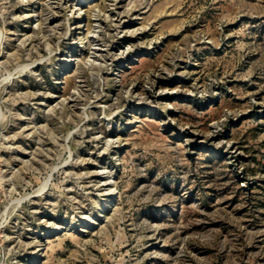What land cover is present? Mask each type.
<instances>
[{
  "label": "rangeland",
  "instance_id": "rangeland-1",
  "mask_svg": "<svg viewBox=\"0 0 264 264\" xmlns=\"http://www.w3.org/2000/svg\"><path fill=\"white\" fill-rule=\"evenodd\" d=\"M0 264H264V0H0Z\"/></svg>",
  "mask_w": 264,
  "mask_h": 264
}]
</instances>
